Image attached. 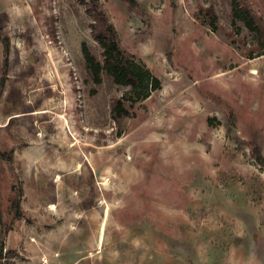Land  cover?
<instances>
[{"label":"rangeland","instance_id":"rangeland-1","mask_svg":"<svg viewBox=\"0 0 264 264\" xmlns=\"http://www.w3.org/2000/svg\"><path fill=\"white\" fill-rule=\"evenodd\" d=\"M96 1L0 0V264H264V53L228 0ZM96 9L139 103L87 75Z\"/></svg>","mask_w":264,"mask_h":264},{"label":"trees","instance_id":"trees-1","mask_svg":"<svg viewBox=\"0 0 264 264\" xmlns=\"http://www.w3.org/2000/svg\"><path fill=\"white\" fill-rule=\"evenodd\" d=\"M89 1L92 4L97 3L96 0ZM124 1L132 8L137 6L133 0ZM228 2L230 20L234 25L239 24L246 32L252 35L254 43L251 47V52L261 55L264 53V20L254 14L246 0H228ZM93 13L91 35L100 45L101 61L90 52L85 44H82L81 51L89 79L93 83L99 84L101 76L105 75L114 84L126 87L127 90L122 95V99L118 101V108H120L122 102H129V104L133 105L145 100L152 91L159 88V81L120 49L116 30L105 16L97 9ZM200 18L209 27H215L216 16L211 7L200 9ZM0 43L3 44L4 65H6L8 45L6 40L1 39V35ZM3 87L4 79H0V94ZM252 155L258 164L264 166V157H262L258 147L253 148ZM12 207L15 216L19 218L20 205L18 198L12 203Z\"/></svg>","mask_w":264,"mask_h":264}]
</instances>
